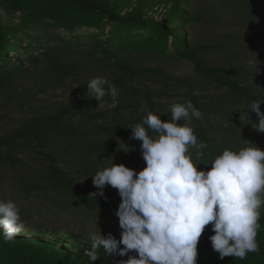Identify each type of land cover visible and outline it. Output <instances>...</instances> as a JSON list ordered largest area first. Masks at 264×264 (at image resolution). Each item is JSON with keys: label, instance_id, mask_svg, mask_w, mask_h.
Returning a JSON list of instances; mask_svg holds the SVG:
<instances>
[{"label": "rangeland", "instance_id": "374dc122", "mask_svg": "<svg viewBox=\"0 0 264 264\" xmlns=\"http://www.w3.org/2000/svg\"><path fill=\"white\" fill-rule=\"evenodd\" d=\"M117 1L122 5L121 12L125 13L143 0ZM144 1H147L145 18L159 20L171 7L173 0ZM177 1L178 6L186 11L189 22L177 27L176 32L184 37L187 47L193 51L194 60L203 67L222 69V73H227L229 77L236 73L234 77L240 85L247 86L255 96L264 98V0H220L219 3L218 0H187L186 5L184 0ZM0 20L5 27L20 28L22 14L10 13L0 7ZM109 28V25L104 24L102 33L98 29L86 27L67 32L43 24L20 30L17 45L20 49L28 47L29 51L27 54H19V59L27 71L14 79L13 87H16V91L7 92L12 98L0 97V140L19 135L17 143L20 146L15 149L14 154L21 162L16 168H10L5 158V146L0 148V200L3 197L6 200L18 197L21 179L30 175L38 176L33 173L25 176L28 172L26 165L40 169L47 162V155H51L56 165L73 178L75 183L96 193L99 190L93 185L91 176L110 166L109 160L104 157L105 147L130 144V151L113 159V162L136 172L141 171L145 163L140 151L142 141L131 138L130 128L141 124L149 112L161 115L162 122H170L171 106L191 101L193 95L198 97L199 104L205 109L201 111V121L207 136V147L201 150L204 155L200 160L202 164L197 166L198 171L210 170L213 159L225 149L238 150L251 146L244 141L264 151V133L254 130L256 125L250 119L257 121V117L250 111L247 101L241 100L234 104L236 94L200 74L195 62L175 55L171 49L166 54H120L121 60L128 67L133 71L145 70L144 74H138L125 86L118 88L120 95L115 103L110 97L111 100H103L100 106L97 103L90 112L83 113L79 106L87 96L86 87L91 79L101 76L114 82L121 76L118 68L113 65L114 60H103L99 50L100 44L106 41ZM171 40L168 39V46ZM48 45L66 46L60 51V63H70L75 68L74 73L58 78V82L49 78L54 72L57 56L47 51ZM254 55L259 62L258 71L248 63L249 60L255 62ZM34 57L41 61L36 68L32 61ZM129 85L140 91L147 88L159 91V98L153 100L157 103L154 110L146 100L141 99L142 93L137 95L135 101L132 98L126 101V96H130V93L125 94L123 91ZM29 93L35 95L32 107L23 110L14 108L16 98ZM9 100L11 102L5 105ZM54 122H58V131L54 130ZM196 123L197 119L193 118L191 126L194 129ZM30 125L33 127L29 128ZM69 130L85 135L86 140L77 139V135L71 137ZM116 132L119 133L116 135ZM197 133L195 131L198 143L203 142ZM149 135L154 133L149 130ZM189 151L195 157L197 149L192 147ZM103 191L106 197L120 198L118 191L110 185H106ZM58 200L68 203L66 212L62 213L57 209ZM20 206L23 207L20 216L26 225L24 231L46 219L45 216L37 215L39 212L45 213L46 208L55 211L48 215L50 219L44 225V229L50 232L42 236L29 233L32 238H45L65 247L70 246L74 253L85 257H90L87 252H94L100 259L118 257L127 260L128 256L138 258L135 251L128 256L119 257L115 251L107 252L102 245L92 249L93 239L99 235V229L103 236L111 233L116 239H120L122 230L118 218L109 220L110 222L99 218L100 220L86 222L82 226V220L72 208L71 201L59 198L50 189L33 193ZM260 211L264 212V205ZM70 232L75 237L70 238ZM82 234L85 236L82 237ZM214 234L211 225L206 226L198 243L209 240Z\"/></svg>", "mask_w": 264, "mask_h": 264}, {"label": "clouds", "instance_id": "9594fccd", "mask_svg": "<svg viewBox=\"0 0 264 264\" xmlns=\"http://www.w3.org/2000/svg\"><path fill=\"white\" fill-rule=\"evenodd\" d=\"M248 63L257 68L258 60ZM87 95L98 101L105 96L115 103L119 90L107 78L97 76L87 84ZM262 91V90H261ZM264 98L253 101L250 111L257 121L255 131L264 133ZM170 122H162L151 112L141 124L131 129V138L142 141L140 151L146 167L136 172L108 158L110 166L91 176L99 190L94 198L104 196L106 185L118 191L121 202L115 215L122 230L120 239L111 233L93 239L92 249L103 246L119 257L132 251L118 264H197V245L206 226L215 234L209 237L219 258L245 259L249 252H259L257 235L264 205V151L251 145L238 150L225 149L211 162L210 170H197L206 143H198L192 119L202 113L191 101L175 103L170 108ZM251 124V126H252ZM146 126V127H145ZM149 130L154 135H149ZM197 149L195 157L190 148ZM120 149L130 150L123 143ZM208 166L207 164H203ZM18 205L0 200V234L12 241L25 229ZM123 245V247H121ZM92 261L97 257L87 252Z\"/></svg>", "mask_w": 264, "mask_h": 264}, {"label": "trees", "instance_id": "16d2710c", "mask_svg": "<svg viewBox=\"0 0 264 264\" xmlns=\"http://www.w3.org/2000/svg\"><path fill=\"white\" fill-rule=\"evenodd\" d=\"M219 2L221 1L218 0ZM146 3L147 1H140L135 8L122 13L120 10L122 5L117 0H0V7L7 12L22 14L20 28L5 27L0 20V97L12 98L7 92L14 93L16 91V87H13L14 79L27 71L19 59V54H27L29 51L28 47L20 49L17 45L18 40H20L17 35L21 29L44 24L67 32L86 27L98 29V32L102 33L103 25L106 24L110 28L106 32V41L100 44L99 50L102 59L105 61L114 60L113 65L121 73V76L112 82L117 89L125 86L135 76H139L138 74L145 72V70L133 71L121 60L120 54L144 52L166 54L171 49L175 55L195 62L196 69L200 74L208 76L218 86L226 87L232 94H236L237 98L233 101L234 104L246 100L250 105L253 101L263 98L252 94L247 86L240 85L238 79L235 78L236 73L229 77L227 73H222V69L203 67L194 60L193 51L187 47L184 37L179 36L176 32L177 27L185 26L189 22V19L186 18V11L178 6L177 0L172 1L171 7L165 11L163 18L159 20L145 18ZM186 3L187 0H184L185 5ZM168 39H172L169 46L167 45ZM64 48L66 46H47V51L57 56L53 66L54 72L51 74L52 76L49 75V78H54L53 82H58L60 80L58 78L74 73L75 70L70 63L61 65L59 55ZM28 57L32 58L31 55ZM11 60L17 61V64ZM32 61L35 68L41 63L37 57H34ZM157 72L160 73V71ZM164 80H167V77H164ZM128 92L130 96H126V101H130L131 98L135 101L137 95L142 93L141 99L146 100L152 110L157 106L153 100L159 98L161 94L159 91L148 90V88L145 91H140L133 85H129L128 88L124 87L123 93L128 94ZM34 97L33 93L25 94L22 98L15 97L14 108L19 110L31 108ZM103 100L111 99L110 96H105ZM7 102L11 101H6L5 105ZM191 102L200 112L205 110L203 105L199 104L196 95L191 97ZM97 103L98 101L92 99L91 95H87L80 103L79 108L83 113L90 112ZM261 111L264 112V104H261ZM201 120L202 118L197 120L195 131L198 132V137L206 143L207 136L202 129ZM32 127L33 125L29 126V128ZM53 127L54 130L58 131V122H54ZM69 131L71 137L77 135V139L86 140L85 135L77 134L75 130ZM118 133L116 132V135ZM18 139L19 135L17 134L9 139L0 140V148L5 146L7 152L5 158L10 168H16L21 162L14 154L15 149L20 146L17 143ZM124 145L130 148V144ZM103 152L106 160L108 158L117 159L125 153L120 149V144L105 147ZM46 160L47 162L40 169L30 164L26 165L28 172L25 176L31 173L38 176L31 177L30 175L27 178H22L18 197L9 199L18 205L20 211L23 210V207L20 206L21 202L27 201L33 193L50 189L59 198L71 201L72 208L77 211V216L82 220V226L86 222L90 223L97 219L112 221L118 218L115 212L118 210L121 198L106 197L105 195L103 197L97 195L93 198L91 194L96 192L89 191L86 187L75 183L73 178L56 165L51 155H47ZM145 167L146 163L143 164L142 170ZM2 200L8 201L6 197H3ZM57 203V209L62 213L68 210V203L64 204L59 200ZM54 212L52 208H46L45 213L39 212L37 215L45 216L46 219L42 222H36V225L29 227L28 231L23 230L12 241L5 242L3 235L0 234V264H118L121 260L118 257L112 259L97 258L92 261L91 257L74 253L70 246L65 247L45 238H32L29 233L42 236L50 232L44 229V225L50 219L48 215H52ZM258 223L261 225L256 238L259 252H249L245 259L225 257L221 260L219 253L213 251L211 241L205 240L197 245V264H264V212L261 213ZM68 235L70 238L75 237L73 232L68 233ZM81 236L84 237L85 235L82 234Z\"/></svg>", "mask_w": 264, "mask_h": 264}]
</instances>
